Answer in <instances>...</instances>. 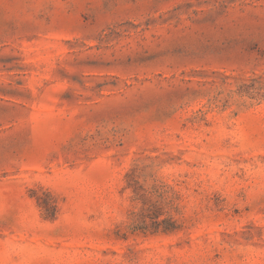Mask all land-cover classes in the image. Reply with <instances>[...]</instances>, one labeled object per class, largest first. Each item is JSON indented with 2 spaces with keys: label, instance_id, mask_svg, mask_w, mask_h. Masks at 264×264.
<instances>
[{
  "label": "rangeland",
  "instance_id": "rangeland-1",
  "mask_svg": "<svg viewBox=\"0 0 264 264\" xmlns=\"http://www.w3.org/2000/svg\"><path fill=\"white\" fill-rule=\"evenodd\" d=\"M0 264H264V0H0Z\"/></svg>",
  "mask_w": 264,
  "mask_h": 264
},
{
  "label": "trees",
  "instance_id": "trees-1",
  "mask_svg": "<svg viewBox=\"0 0 264 264\" xmlns=\"http://www.w3.org/2000/svg\"><path fill=\"white\" fill-rule=\"evenodd\" d=\"M134 170L127 175L129 180L136 183L134 178ZM138 188L134 187V199L140 202L139 210L134 213L135 218L130 223V229L132 231H149L151 232H169L178 228V224L173 217L168 216L160 218L167 205L170 202L164 201L163 187L152 186L151 191L142 193Z\"/></svg>",
  "mask_w": 264,
  "mask_h": 264
}]
</instances>
